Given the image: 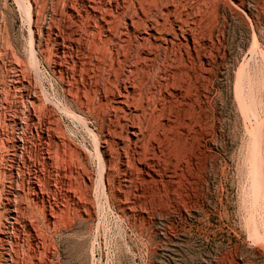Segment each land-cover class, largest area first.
Listing matches in <instances>:
<instances>
[{
    "label": "rangeland",
    "instance_id": "374dc122",
    "mask_svg": "<svg viewBox=\"0 0 264 264\" xmlns=\"http://www.w3.org/2000/svg\"><path fill=\"white\" fill-rule=\"evenodd\" d=\"M0 232V264H264V0H0Z\"/></svg>",
    "mask_w": 264,
    "mask_h": 264
},
{
    "label": "bare ground",
    "instance_id": "6f19581e",
    "mask_svg": "<svg viewBox=\"0 0 264 264\" xmlns=\"http://www.w3.org/2000/svg\"><path fill=\"white\" fill-rule=\"evenodd\" d=\"M64 1V0H63ZM90 1V0H89ZM132 2V1H131ZM60 3V2H59ZM65 3V2H64ZM63 3V4H64ZM148 3V2H147ZM46 4V3H45ZM82 5V4H81ZM111 5V4H110ZM46 6V5H45ZM56 6V5H55ZM64 6H65V4H64ZM151 6V5H150ZM101 7V6H100ZM56 8V7H55ZM107 9V8H106ZM58 11V10H57ZM106 11V10H105ZM108 11V10H107ZM117 11V10H116ZM30 12V11H29ZM60 12H62L61 10H60ZM37 13H38V11H37ZM65 13V12H64ZM112 13V12H111ZM120 13V12H119ZM58 14V13H57ZM82 14V13H81ZM27 15V14H26ZM111 15V14H110ZM116 16V15H115ZM148 16V15H147ZM50 17V16H49ZM124 17V16H123ZM54 18V17H53ZM56 18V17H55ZM131 18V17H130ZM90 19V18H89ZM89 19H88V21H89ZM97 19V18H96ZM133 19V18H132ZM62 20V19H61ZM135 20V19H134ZM166 20V19H165ZM168 20V19H167ZM121 21V20H120ZM86 22V21H85ZM109 22V21H108ZM74 23V22H73ZM100 23V22H99ZM144 23V22H143ZM126 24V23H125ZM133 24V23H132ZM185 24V23H184ZM36 25V24H35ZM93 25V24H92ZM137 25V24H136ZM128 26V25H127ZM173 26V25H172ZM125 27V26H124ZM68 28V27H67ZM171 28V27H170ZM58 29V28H57ZM99 29H101V28H99ZM77 30H79V29H77ZM82 30V29H81ZM34 31V30H33ZM64 31V30H63ZM87 31V30H86ZM123 32V31H122ZM79 33V32H78ZM96 33V32H95ZM167 33V32H166ZM67 34V33H66ZM150 34V33H149ZM57 35V34H56ZM99 35V34H98ZM62 37V36H61ZM131 37V36H130ZM145 37V36H144ZM163 37V36H162ZM70 38V37H69ZM73 39V38H72ZM100 39V38H99ZM120 39V38H119ZM63 40H64V38H63ZM105 40V39H104ZM131 40V39H130ZM138 40V39H137ZM149 40V39H148ZM164 40V39H163ZM65 41V40H64ZM82 41V40H81ZM90 41V40H89ZM114 41V40H113ZM125 41V40H124ZM80 42V41H79ZM91 43V42H90ZM113 43V42H112ZM111 43V44H112ZM127 43V42H126ZM149 43H151V42H149ZM86 44V43H85ZM91 44H93V43H91ZM124 44V43H123ZM135 44V43H134ZM64 45V44H63ZM107 45V44H106ZM113 45V44H112ZM172 45V44H171ZM65 46V45H64ZM105 46V45H104ZM129 46V45H128ZM140 46V45H139ZM143 47V46H142ZM153 47V46H152ZM158 47V46H157ZM72 48V47H71ZM89 48V47H88ZM94 48H96V47H94ZM113 48V47H112ZM172 48V47H171ZM69 49V48H68ZM128 49V48H127ZM82 50V49H81ZM95 50V49H94ZM94 50H93V52H94ZM120 50V49H119ZM152 50V49H151ZM35 51V50H34ZM167 51V50H166ZM130 52V51H129ZM138 52V51H137ZM83 53V52H82ZM120 53V52H119ZM135 53V52H134ZM68 54V53H67ZM100 54V53H99ZM108 54V53H107ZM140 54V53H139ZM161 54V53H160ZM175 54H177V53H175ZM31 55V54H30ZM72 55V54H71ZM110 55V54H109ZM124 55V54H123ZM166 55V54H165ZM45 56V55H44ZM65 56V55H64ZM104 56V55H103ZM107 56V55H106ZM105 56V57H106ZM126 56V55H125ZM137 56V55H136ZM86 57V56H85ZM91 57H92V55H91ZM94 57V56H93ZM96 57V56H95ZM110 57H112V56H110ZM175 57V56H174ZM20 58V57H19ZM79 58V57H78ZM98 58V57H97ZM100 58V57H99ZM147 58V57H146ZM107 59V58H106ZM142 59V58H141ZM145 59V58H144ZM156 59V58H155ZM164 59H165V56H164ZM121 60V59H120ZM147 60V59H146ZM176 60V59H175ZM101 61H102V59H101ZM100 61V62H101ZM112 61H113V59H112ZM174 61V60H173ZM118 62V61H117ZM167 62V61H166ZM192 62V61H191ZM190 62V63H191ZM85 63V62H84ZM91 63V62H90ZM19 64V63H18ZM122 64V63H121ZM23 65V64H22ZM94 65V64H93ZM145 65V64H144ZM18 66V65H17ZM86 66V65H85ZM123 66V65H122ZM156 66V65H155ZM172 66V65H171ZM179 66V65H178ZM21 67V66H20ZM114 67V66H113ZM171 68V67H170ZM15 69V68H14ZM98 69V68H97ZM104 69V68H103ZM113 69V68H112ZM168 69V68H167ZM13 70V69H12ZM16 70V69H15ZM115 70V69H114ZM81 71V70H80ZM137 71V70H136ZM27 72V71H26ZM83 72H85V71H83ZM132 72V71H131ZM130 72V73H131ZM143 72V71H142ZM28 73V72H27ZM114 73V72H113ZM164 73V72H163ZM86 74V73H85ZM104 74V73H103ZM144 74V73H143ZM152 74V73H151ZM89 76V75H88ZM64 77V76H63ZM104 77V76H103ZM132 77V76H131ZM9 78V77H8ZM143 78V77H142ZM4 79V78H3ZM110 79V78H109ZM108 79V80H109ZM137 79V78H136ZM100 80V79H99ZM106 80V79H105ZM179 80V79H178ZM115 81V80H114ZM117 81V80H116ZM82 82V81H81ZM99 82V81H98ZM104 82V81H103ZM109 82V81H108ZM88 83V82H87ZM86 83V84H87ZM110 83V82H109ZM106 84V83H105ZM116 84V83H115ZM114 84V85H115ZM134 84V83H133ZM240 84V83H239ZM104 85V84H103ZM113 85V86H114ZM117 86V85H116ZM125 87H127V86H125ZM125 87L123 88V90L125 91ZM107 88V87H106ZM117 88V87H116ZM110 89V88H109ZM127 89V88H126ZM239 88H237V90H238ZM108 90V89H107ZM18 91V90H17ZM120 91L121 90H117L116 92H110V97H109V102L111 103V108H112V110L113 111H119V110H121L122 109V106H126L127 104H125V102L123 101V96L120 94ZM97 92V91H96ZM103 92H104V88H103ZM107 92V91H106ZM127 92V91H126ZM145 92V91H144ZM160 92V91H159ZM34 93V92H33ZM83 93H85V92H83ZM122 93V92H121ZM70 94V93H69ZM97 94V93H96ZM172 94V93H171ZM106 95V94H105ZM140 95V94H139ZM156 95V94H155ZM36 96V95H35ZM74 96V95H73ZM138 96V95H137ZM241 96V95H240ZM22 97V96H21ZM83 97H85V96H83ZM141 97V96H140ZM46 98V97H45ZM78 98V97H77ZM87 98V97H86ZM101 98V97H100ZM107 98V97H106ZM155 98V97H154ZM98 99H99V96H98ZM142 99V98H141ZM242 99V98H241ZM106 100V99H105ZM243 100H245V99H243ZM5 101V100H4ZM128 101V100H127ZM138 101H139V99H138ZM164 101V100H163ZM30 102V101H29ZM74 102V101H73ZM87 102V101H86ZM108 102V101H107ZM242 102V101H241ZM12 103V102H11ZM23 103V102H22ZM69 103H71V102H69ZM89 103V102H88ZM92 103V102H91ZM244 103V102H243ZM81 104V103H80ZM87 104V103H86ZM90 104V103H89ZM98 104V103H97ZM103 105V104H102ZM143 105V104H142ZM34 106H36V105H34ZM41 106V105H40ZM44 106V105H43ZM72 106V105H71ZM104 106V105H103ZM108 106V105H107ZM156 106V105H155ZM161 106V105H160ZM167 106V105H166ZM243 106V105H242ZM10 107H11V105H10ZM30 107H32V106H30ZM88 107H90V106H88ZM101 107V106H100ZM109 107V106H108ZM138 107V106H137ZM170 107V106H169ZM5 108V107H4ZM40 108V107H39ZM86 108V107H85ZM107 108V107H106ZM136 108V107H135ZM182 108V107H181ZM78 109V108H77ZM89 109V108H88ZM151 109V108H150ZM243 109V108H242ZM245 109V108H244ZM28 110V109H27ZM31 110V109H30ZM94 110V109H93ZM107 110V109H106ZM110 110V109H109ZM17 111V110H16ZM23 111V110H22ZM29 111V110H28ZM35 111V110H34ZM67 111V110H66ZM124 111V110H123ZM30 112V111H29ZM44 112V111H43ZM68 112V111H67ZM69 112H71V111H69ZM69 112H68V114H69ZM82 112V111H81ZM95 112V111H94ZM157 112V111H156ZM248 112V111H247ZM38 113V112H37ZM50 113V112H49ZM89 113V112H88ZM116 113V112H115ZM124 113V112H123ZM152 113H153V111H152ZM72 114V113H71ZM98 114V113H97ZM100 114V113H99ZM40 115V114H39ZM154 115V114H153ZM150 116H151V114H150ZM6 117V116H5ZM43 117V116H42ZM54 117V116H53ZM123 117V116H122ZM160 117V116H159ZM41 118V117H40ZM44 118V117H43ZM75 118V117H74ZM139 118V117H138ZM38 119V118H37ZM110 119V118H109ZM118 119V118H117ZM155 119V118H154ZM39 120V119H38ZM87 120V119H86ZM143 120H145V119H143ZM98 121V120H97ZM110 121V120H109ZM134 121V120H133ZM131 122V121H130ZM36 124V123H35ZM120 124V123H119ZM28 125V124H27ZM33 125H34V123H33ZM143 125V124H142ZM147 125V124H146ZM61 126V125H60ZM113 126V125H112ZM140 126V125H139ZM57 129V128H56ZM61 129V128H60ZM117 130V129H116ZM173 130V129H172ZM13 131V130H12ZM151 131V130H150ZM156 131V130H155ZM60 132V131H59ZM123 132V131H122ZM121 132V133H122ZM12 133V132H11ZM118 134V133H117ZM130 135H134V132L133 131H131L130 132ZM114 136V135H113ZM116 136V135H115ZM122 137V136H121ZM60 138V137H59ZM143 138V137H142ZM121 139V138H120ZM139 139V138H138ZM7 140V139H6ZM114 141V140H113ZM142 141V140H141ZM180 142V141H179ZM23 141L21 140V139H19L18 140V144H20V146H22L23 147ZM64 143L65 142H63L62 140H61V143H60V148L58 149V157L60 158V161L62 162V163H64L65 162V160H64V156H65V146L66 145H64ZM96 143H98V141L96 142ZM95 143V144H96ZM128 143V142H127ZM50 144V143H49ZM107 144V143H106ZM13 145V144H12ZM108 145V144H107ZM3 147V146H2ZM6 147V146H5ZM98 147L100 148V147H103L102 146V143H100V141H99V143H98ZM37 148V147H36ZM112 148V147H111ZM188 148V147H187ZM115 149V148H114ZM5 150V149H4ZM71 153H73L74 151L73 150H69ZM115 150H113V152H114ZM4 153V152H3ZM76 153V152H75ZM13 154V153H12ZM56 154V153H55ZM74 154V153H73ZM168 154V153H167ZM23 156V155H22ZM56 157H57V155H56ZM44 158V157H43ZM98 158V157H97ZM3 159V158H2ZM31 159V158H30ZM45 159V158H44ZM66 159V158H65ZM100 159V158H99ZM73 160V159H72ZM102 161V160H101ZM66 162H68V160L66 161ZM65 162V163H66ZM22 163V162H21ZM45 163V162H44ZM57 163V162H56ZM64 163V164H65ZM75 163V162H74ZM23 164V163H22ZM63 164V165H64ZM69 164V163H68ZM40 165V164H39ZM62 165V166H63ZM9 166V165H8ZM104 167H105V165H103ZM60 168H61V166H59ZM103 167V168H104ZM102 168V174H103V176H105L106 174H105V171H104V169ZM19 169V168H18ZM29 170V169H28ZM35 170V169H34ZM61 170V169H60ZM37 171V170H36ZM49 172V171H48ZM86 173V172H85ZM37 174V173H36ZM101 174V175H102ZM60 175V174H59ZM66 175V174H65ZM86 176V175H85ZM36 178V177H35ZM40 180V179H39ZM77 180V179H76ZM3 181V180H2ZM91 181V180H90ZM102 182V181H101ZM109 182H110V180H109ZM65 184V183H64ZM81 184V183H80ZM3 185V184H2ZM12 185V184H11ZM31 185H32V188L34 189V190H37V187L36 186H38L37 184H36V182H33V181H31ZM100 185H101V183H100ZM29 186V185H28ZM80 186V185H79ZM48 187V186H47ZM103 187V186H102ZM14 189V188H13ZM48 189V188H47ZM42 190V189H41ZM103 191V190H102ZM87 192V191H86ZM81 193V192H80ZM33 195H35V194H33ZM83 195V194H82ZM103 195V194H102ZM105 195V194H104ZM85 197V196H84ZM9 199V198H8ZM85 199V198H84ZM19 200V199H18ZM23 201V200H22ZM29 202V201H28ZM6 205H7V207H8V211H9V213H8V215H9V217L6 219V221H5V228L8 230V228H10V229H15L16 227H17V222H18V215H19V211H18V208H17V204H16V206L12 203V202H10L9 200H6ZM46 207V206H45ZM71 207V206H70ZM21 211V210H20ZM67 211V210H66ZM70 211V210H69ZM32 213V212H31ZM86 213V212H85ZM2 214V213H1ZM34 214V213H33ZM27 215H28V213H27ZM36 215V214H35ZM2 216V215H1ZM23 216V215H22ZM29 216H31V215H29ZM27 217V216H26ZM32 217V216H31ZM30 217V218H31ZM24 218V217H23ZM29 218V217H28ZM41 218V217H40ZM57 218V217H56ZM26 219V218H25ZM24 222V221H23ZM38 222V221H37ZM3 224V223H2ZM33 225V224H32ZM34 226V225H33ZM56 227V226H55ZM34 229V228H33ZM51 229V228H50ZM43 230V229H42ZM47 230V229H46ZM37 231V230H36ZM58 231V230H57ZM61 231V230H60ZM0 234H1V236L0 237H3V239H8L9 240V242H11V241H13V242H16V237L15 236H13L11 233L9 234V232H4V233H2V232H0ZM39 234V233H38ZM42 234V233H41ZM51 234V233H50ZM47 236V235H46ZM1 240V239H0ZM11 240V241H10ZM12 242V243H13ZM41 243V242H40ZM49 245V244H48ZM21 246V245H20ZM45 248H46V246H45ZM56 250V249H55ZM13 252L15 253L16 251H13L12 249H11V251H8L7 252V254H6V257H5V259L6 258H9L10 260H13V258H12V254H13ZM57 252V251H56ZM23 253V252H22ZM26 254V253H25ZM46 254V253H45ZM51 254V253H50ZM17 255V254H16ZM15 255V256H16ZM24 255V254H23ZM2 257V256H1ZM41 257V256H40ZM43 258V257H42ZM22 259V258H21ZM7 260V259H6ZM5 262V261H4ZM11 262H13V261H11ZM40 263V262H39Z\"/></svg>",
    "mask_w": 264,
    "mask_h": 264
}]
</instances>
